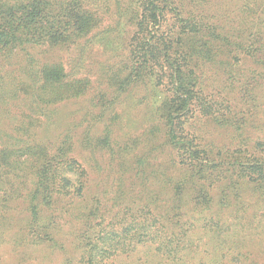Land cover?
<instances>
[{"label": "trees", "instance_id": "obj_1", "mask_svg": "<svg viewBox=\"0 0 264 264\" xmlns=\"http://www.w3.org/2000/svg\"><path fill=\"white\" fill-rule=\"evenodd\" d=\"M106 16L112 27L103 25ZM122 20L131 30L122 52L111 51L117 59L108 84L117 94L144 82L160 95L156 112L176 173L159 182L172 200L162 212L134 196L116 206L101 205L97 196L88 199L87 169L66 136L53 148L34 141L22 143L17 154L0 150L5 225L17 201L18 241L64 250L59 233L65 227L77 264H110L138 245L177 264L191 250L200 218L225 239L240 225H251L254 234L263 230L256 218L244 223V212L214 213L211 191L220 189L217 200L223 204L242 188L256 192L255 203L264 191V0H0V60L20 53L32 60L31 50L39 46L68 48L93 40L108 45L104 33L114 34ZM24 74L30 82L17 91L41 106L80 95L88 84L57 62L30 66ZM194 117L216 123L233 138L203 142L191 129ZM30 128L31 123L21 126L24 132ZM21 141L19 135L14 143Z\"/></svg>", "mask_w": 264, "mask_h": 264}, {"label": "rangeland", "instance_id": "obj_2", "mask_svg": "<svg viewBox=\"0 0 264 264\" xmlns=\"http://www.w3.org/2000/svg\"><path fill=\"white\" fill-rule=\"evenodd\" d=\"M104 24L112 27L107 16ZM130 30L131 26L123 23L114 34L104 33L103 42L112 41L108 45L93 40L85 46L83 41L68 48L39 46L31 50L34 56L32 60L22 53L0 60V150L8 147V150L13 151L12 154H17L19 147H24L22 143L34 141L51 144L50 148H53L62 138L70 136L74 143V154L87 169L85 196L88 199L97 196L101 205L116 206L128 203L130 197L134 196V201L140 204L147 201L157 205L163 212V205L172 198L166 190L168 186L159 182V179L176 172L175 166L170 164L171 150L164 143L161 121L156 112L160 95L148 91L144 82L134 83L117 94L111 93L113 89L108 84V75L114 71L117 59L111 56V51L117 49L122 52V43L128 39ZM43 62L61 63L70 76L86 78L87 89L80 95L48 105L32 103L30 95L17 91V87L22 82H30L24 74L30 66L37 69ZM189 122H193L192 131H196L205 143L215 141V144H220L233 138L208 119L194 117ZM24 123H31L27 132L21 129ZM251 123H256L254 118ZM19 135L23 141L21 144L14 143ZM11 157L10 162L16 158L13 155ZM260 193L255 203L251 198L256 192L249 187L242 188L232 193L223 204L217 200L221 195L220 189H213L211 194L215 201L212 210L222 215L244 212V223L256 218L264 224V191ZM184 200L190 201L186 197ZM17 205L15 201L10 213V226L5 225L4 216L0 212V238H5L0 246V264L78 263L73 248L74 240L65 227L59 233L64 250L52 249L45 243L29 245L18 241L21 231L17 221L22 211ZM182 207L186 208L184 204ZM190 207L191 204L186 209ZM175 212L178 213V208ZM200 215L203 216L201 213L196 216L199 218ZM194 223L193 229H196L189 246L191 250H186L182 256L183 261L177 264L263 262L264 229L254 234L251 225L245 228L240 225L233 229L236 232L232 236L225 239L221 234L215 237L214 231L204 226L202 218L196 219ZM137 247L128 256L114 257L110 264H174L154 252L150 246ZM240 253H247L244 259L239 258Z\"/></svg>", "mask_w": 264, "mask_h": 264}]
</instances>
